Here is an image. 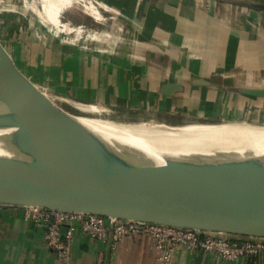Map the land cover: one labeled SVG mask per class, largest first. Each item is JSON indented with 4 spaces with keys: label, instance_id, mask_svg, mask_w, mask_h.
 <instances>
[{
    "label": "crops",
    "instance_id": "1",
    "mask_svg": "<svg viewBox=\"0 0 264 264\" xmlns=\"http://www.w3.org/2000/svg\"><path fill=\"white\" fill-rule=\"evenodd\" d=\"M91 1L103 22L74 7L61 20L76 29L0 7L4 52L54 103L82 115L173 126L189 118L264 123V9L252 5L264 0ZM175 129L204 136L239 130ZM158 256L149 236L113 245L78 229L64 262L25 211L0 208V264H159ZM174 264H264V255L229 263L181 248Z\"/></svg>",
    "mask_w": 264,
    "mask_h": 264
},
{
    "label": "water",
    "instance_id": "2",
    "mask_svg": "<svg viewBox=\"0 0 264 264\" xmlns=\"http://www.w3.org/2000/svg\"><path fill=\"white\" fill-rule=\"evenodd\" d=\"M252 5L264 9V4ZM20 94L76 115L23 75L0 43V108L8 131L0 139V206H35L264 238V157L233 160L226 167L160 165L83 149L33 145L27 138Z\"/></svg>",
    "mask_w": 264,
    "mask_h": 264
},
{
    "label": "bare ground",
    "instance_id": "3",
    "mask_svg": "<svg viewBox=\"0 0 264 264\" xmlns=\"http://www.w3.org/2000/svg\"><path fill=\"white\" fill-rule=\"evenodd\" d=\"M2 3L4 1L0 0ZM78 6L96 20L104 19L91 0H38L29 9L44 23L55 28L76 29L65 24L61 17ZM79 31L81 36L82 29L79 28ZM20 98L27 138L33 145L83 149L114 158L146 160L160 165L226 167L233 160L264 157V127L235 126L239 130L195 135L154 120L129 121L98 115H67L28 95L20 94ZM3 111L0 108V139L8 133Z\"/></svg>",
    "mask_w": 264,
    "mask_h": 264
},
{
    "label": "built area",
    "instance_id": "4",
    "mask_svg": "<svg viewBox=\"0 0 264 264\" xmlns=\"http://www.w3.org/2000/svg\"><path fill=\"white\" fill-rule=\"evenodd\" d=\"M6 207L25 211L32 221L44 228L48 248L64 262L70 259L71 244L78 229L92 239L111 240L113 245L119 244L127 237L149 236L158 251L159 264H174V256L181 248H186L191 253L198 251L212 253L229 263L264 255V238L202 232L35 206H0L1 209Z\"/></svg>",
    "mask_w": 264,
    "mask_h": 264
},
{
    "label": "rangeland",
    "instance_id": "5",
    "mask_svg": "<svg viewBox=\"0 0 264 264\" xmlns=\"http://www.w3.org/2000/svg\"><path fill=\"white\" fill-rule=\"evenodd\" d=\"M4 1V4L2 3V4H0V7L2 8V9H6V11H11V10H9L10 8H12V10H13V12L14 11H18V9H19V11H21V13H27L28 12V14H33L32 13V11L29 9V6H31L32 5V3H34V2H38V0H3ZM6 1V2H5ZM25 3V4H24ZM7 6H10V7H7ZM79 8V9H78ZM27 9V10H26ZM81 8L80 7H77L75 10H72V12L73 13H76V15L78 14V12H80L81 10H80ZM13 12H6L7 14H11V13H13ZM108 22V21H107ZM85 23L87 24V25H97V23L96 22H94L92 19H88L87 21H85ZM41 92H43L42 90H40ZM44 93V92H43ZM50 99V98H49ZM57 104V103H56ZM58 106H60V105H58ZM61 107V106H60ZM77 112V111H76ZM71 113H73V112H71ZM73 114H76V115H79V114H81L82 115V113H73ZM88 115V114H87ZM96 116V115H95ZM98 116H101V115H98ZM224 116V115H223ZM222 116V117H223ZM103 117H106V116H103ZM190 119V118H189ZM189 119H186V120H184L182 123H180V124H178V125H175L174 127H176V126H182V127H185V126H190V125H197V126H208V125H210V126H221V125H230L231 126V128H234L235 126H236V128H245V127H253V128H260V127H264V123H255V124H249V123H244V122H240V121H234V120H232V119H228V120H226V119H222L221 117L220 118H214V119H200V118H197V119H200V120H209V121H217L216 123H210L209 124V122H207V123H202V122H200V124L199 123H195V121H188ZM159 123H163V122H159ZM167 125V124H166ZM168 126H173V125H169L168 124Z\"/></svg>",
    "mask_w": 264,
    "mask_h": 264
}]
</instances>
